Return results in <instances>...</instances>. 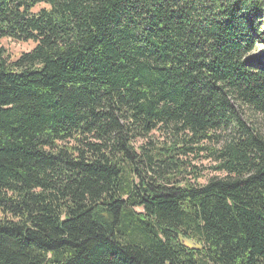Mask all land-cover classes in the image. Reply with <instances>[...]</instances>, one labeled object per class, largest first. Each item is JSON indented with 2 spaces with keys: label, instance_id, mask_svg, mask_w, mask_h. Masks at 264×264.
Returning <instances> with one entry per match:
<instances>
[{
  "label": "trees",
  "instance_id": "obj_1",
  "mask_svg": "<svg viewBox=\"0 0 264 264\" xmlns=\"http://www.w3.org/2000/svg\"><path fill=\"white\" fill-rule=\"evenodd\" d=\"M2 39L0 264H264V0H0Z\"/></svg>",
  "mask_w": 264,
  "mask_h": 264
},
{
  "label": "rangeland",
  "instance_id": "obj_2",
  "mask_svg": "<svg viewBox=\"0 0 264 264\" xmlns=\"http://www.w3.org/2000/svg\"><path fill=\"white\" fill-rule=\"evenodd\" d=\"M45 7V5L39 6L35 11ZM36 44L34 42H16L10 39H2L0 40V47H2L11 61L18 60L22 54L30 52ZM264 54V39L261 40L257 45V49L254 52V55H263ZM239 114L242 119L251 122L257 128H260L264 131V119L253 113L247 108H242L239 110ZM155 140H159L160 142L165 141L163 136L156 133ZM141 143H139L140 145ZM209 147H213V144H209ZM189 159V167H187L186 172L182 175V177H201L199 179V183H203L207 178L218 176L219 173L215 171L216 163L209 156V151L203 152L199 157L196 155H190L187 157ZM0 218H2V213L0 212Z\"/></svg>",
  "mask_w": 264,
  "mask_h": 264
}]
</instances>
